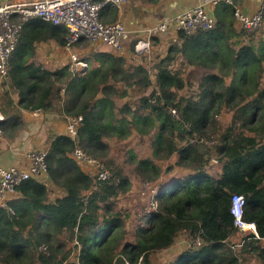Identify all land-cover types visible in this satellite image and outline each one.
<instances>
[{
  "label": "trees",
  "instance_id": "obj_1",
  "mask_svg": "<svg viewBox=\"0 0 264 264\" xmlns=\"http://www.w3.org/2000/svg\"><path fill=\"white\" fill-rule=\"evenodd\" d=\"M233 20L231 9L211 29L176 32L150 69L141 63L125 68L123 55L108 52L100 66L72 73L24 60L29 43L41 41L45 31L64 46L65 28L39 18L23 24L8 60L12 89L3 90L0 111L7 115L4 106L17 96L21 109L82 119L74 137L48 130L45 177L20 183L0 205V264L44 262L40 246L47 244L53 254L67 242L73 256L69 249L54 264H152L151 255L169 247L181 231L198 235L201 245L161 264L264 258V38L254 42L256 32H234ZM31 21L40 24L30 28ZM197 73L194 84L189 74ZM59 81L66 82L65 96L52 109ZM221 114H231L224 126L217 119ZM133 133L150 142L152 156L134 159L142 179L149 182L161 172L170 179L155 194V209L128 224L132 213L117 203L130 189L128 175L106 162L110 177L95 180L70 153L80 145L102 157L108 138ZM172 157L163 169L154 161ZM212 160L219 170H212ZM234 195L244 197L242 220L255 225L257 236L234 226L229 211Z\"/></svg>",
  "mask_w": 264,
  "mask_h": 264
},
{
  "label": "built area",
  "instance_id": "obj_2",
  "mask_svg": "<svg viewBox=\"0 0 264 264\" xmlns=\"http://www.w3.org/2000/svg\"><path fill=\"white\" fill-rule=\"evenodd\" d=\"M235 0H212L213 3L223 2L234 5ZM128 0H30L13 1L0 5V80L8 77V60L16 47L22 31L23 24L32 19L39 18L43 22L63 26L66 30L64 47L69 50L72 44L80 40H87L91 44H103L117 55L124 54V41L127 30L123 22L115 21L106 23L100 18L101 11L107 6H121ZM17 17L18 20L14 19ZM233 17L238 30L245 34L257 32L264 24V0H259L256 9L245 13L239 8L233 9ZM215 18L210 15L203 5H195L183 10L172 19L164 20L157 24L145 27L142 30L143 38L134 44L138 53H147L150 50V37L156 34L167 33L170 29L174 32L184 31L187 34L196 30L213 28ZM70 59L84 67L86 63L77 60L76 54L70 52ZM4 116L0 112V121ZM82 117H69L65 132L74 137ZM1 132V130H0ZM44 149L30 150L25 154L26 166L5 167L0 163V205L13 196L16 186L29 178L41 179L46 175L47 164ZM70 156L79 164L84 165L86 173L95 180L108 179L109 169L95 158L89 156L79 146L74 147ZM244 197L234 195L231 198L229 211L233 217V224L241 233H253L256 229L253 223L242 220ZM198 235L192 237V248L201 245Z\"/></svg>",
  "mask_w": 264,
  "mask_h": 264
},
{
  "label": "crops",
  "instance_id": "obj_3",
  "mask_svg": "<svg viewBox=\"0 0 264 264\" xmlns=\"http://www.w3.org/2000/svg\"><path fill=\"white\" fill-rule=\"evenodd\" d=\"M13 1L30 0H0V5ZM258 3L259 0H235L232 6L223 2L213 3L212 0H128L126 4L121 6L105 7L101 11L100 18L106 23L115 21L124 23L127 30V36L124 41V48L127 55L125 54L124 56L123 54V57L126 59L131 55L130 53L139 54L134 49V44L137 40L144 37L142 36V30L145 27L172 19L183 10L192 6L203 5L207 12L215 18L216 23L217 20L224 19L230 13V10H233L235 7L245 13H251L256 9ZM14 19L18 20L17 17H14ZM233 21L234 32L238 33L237 23L235 20ZM38 24L40 23L31 21L28 23V26L30 28H36L39 26ZM44 33L45 35L41 41L29 43L24 60L26 64L40 67L41 69L52 70L45 66L58 65L61 62L56 56V50L60 49L59 47L61 46H57L54 40L49 38L47 31ZM151 37L150 40H152ZM157 37H161L158 44L155 47L153 45L150 46L149 52L142 53L145 57L142 60H138L136 62L137 64L141 63L146 66L149 61L148 54L154 49L155 53L162 58L171 41L177 37V33L170 29L167 33L158 34ZM111 53L113 52L111 51ZM103 54L98 55L97 59L100 61L105 59L106 57ZM11 89L12 83L9 77L0 80V103L3 101L1 97L3 90L10 91ZM17 103L18 97L14 96L12 104L4 106L8 114H3L4 118L0 121V163L5 167H25V154L30 150L44 149L48 130H53L56 133H65L69 118L63 114H58L56 110H24ZM231 240L237 242L238 237H232ZM245 259L246 261L243 264H264V258L261 259L256 256L247 255Z\"/></svg>",
  "mask_w": 264,
  "mask_h": 264
},
{
  "label": "rangeland",
  "instance_id": "obj_4",
  "mask_svg": "<svg viewBox=\"0 0 264 264\" xmlns=\"http://www.w3.org/2000/svg\"><path fill=\"white\" fill-rule=\"evenodd\" d=\"M263 33H264V24L253 35L254 42L259 37L264 38ZM242 37H243V42H247L249 40L248 38H246L245 35H243ZM160 38L161 37L153 38L150 42L151 43L150 46L153 45L155 47L158 44ZM59 48L60 49L56 50V56L57 59H60L61 62L58 63V65H52V66L47 65L45 67L52 69V71L62 70L64 67H66L67 71L70 73L75 71L83 72L89 67H97V65L100 64L99 62L100 60L97 59V56L100 55L101 53H107L110 51L109 47L103 44L94 45L88 42L87 40H80L79 42L72 44L69 50L66 49L64 46H61ZM127 48L129 51V46ZM70 52L76 54L78 57L77 60L85 62L86 66L81 67L77 63V61L76 62L72 61L70 59ZM124 52H125V48H124ZM125 54L126 52L124 53V56ZM130 54L131 55L128 56V58L124 59L125 68H131L133 65H135V63L138 60H142L145 57L143 56L142 53L139 54L130 53ZM156 55L157 54L155 53V49L148 54L149 61L146 64L147 68L150 69L151 66L157 62ZM198 75H199L198 73L195 75L189 74V77L191 78V82L197 84ZM65 84L66 82L64 81L56 82L55 89L53 91L54 98H53L52 109L57 108L62 104V99L65 96V91H64ZM50 111H54V110H50ZM58 114L60 113L58 112ZM217 119L219 120L218 122L224 126L231 119V114H221L217 116ZM108 139L109 141L107 140L105 141L107 144V150H106L107 154L102 157H98L94 154H89L88 151L83 146L79 145V147L82 148L86 153H88L92 158L97 159L98 161L102 162L104 165L106 164V162L109 163L111 162L112 166L119 165L122 168L123 173L128 175L130 179V189L127 193L119 197L117 203H118V208L127 209L129 212L132 213L134 220L132 219L128 220L127 223L129 224L132 221H137L139 218L149 214L155 209L156 206L155 194L162 187V184H164L166 180L170 179L169 178L170 174L161 172L158 177L153 178L149 182H145L140 176V174H138V172L135 170V161H134L135 158L152 156L150 149V142L148 138L133 133L131 136L127 138L111 137ZM206 140L210 141L209 138H207ZM131 152H133L132 156H134V158L131 156ZM131 158L133 160H130ZM173 160L174 157L168 160L155 159L154 161L160 168L163 169L166 164L172 162ZM212 164H213V168H212L213 171L219 170L220 168L219 164H217L214 160H212ZM81 166L84 170L86 169L84 165ZM192 237L193 236L190 235L188 231H181L169 247L157 251L151 255V263L161 264L183 254V252L188 250L190 247L192 248L191 246ZM59 238L61 240H66L65 236L62 237L60 236ZM130 238H132L131 233L128 236H126L123 240H129ZM44 249H46V251ZM69 249L71 251L69 257H72L74 254L72 242H67L65 246L58 248L57 250L53 249V254L48 249L47 244L42 245L38 248V251L43 250V254L45 255L44 262H37L36 264H54L53 262L58 261L61 255L68 252ZM50 255L52 256L51 258L49 257Z\"/></svg>",
  "mask_w": 264,
  "mask_h": 264
}]
</instances>
